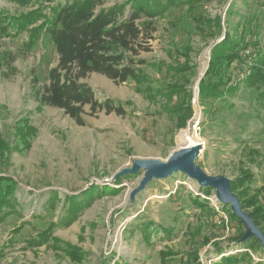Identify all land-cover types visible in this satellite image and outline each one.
I'll use <instances>...</instances> for the list:
<instances>
[{"label": "rangeland", "instance_id": "rangeland-1", "mask_svg": "<svg viewBox=\"0 0 264 264\" xmlns=\"http://www.w3.org/2000/svg\"><path fill=\"white\" fill-rule=\"evenodd\" d=\"M44 1L45 5L51 3ZM117 1L122 0H109V5ZM37 2L23 7L11 0H0V15L28 12L37 8ZM198 16L202 17L199 22L204 32L197 27ZM218 16L222 18L220 36L213 39L203 21ZM249 20L259 22L258 36L264 52V0H210L192 15L186 7L177 6L163 18L154 19L157 31L152 49L138 57L146 64L136 66L155 80L151 93L154 98L139 93L134 80L119 83L92 73L82 82L93 88L98 100L110 98L131 105L126 107L124 116L105 112L90 115L91 109L86 106L83 126L63 109L39 103L37 93L48 84L49 72L58 63L53 48L25 52V35L0 39V139L9 144L10 150L7 161L3 162L0 156V169L19 184L24 215L22 220L12 216L0 223V264H216L220 258L215 244L224 248L226 255L246 251L240 246L241 240L229 241L232 222L228 211L223 210H231V205L221 204L216 190L211 189L207 195L196 181L177 173L153 179L142 192L134 194L143 170L137 174L126 171L136 160L166 162L186 143L185 134L191 132L203 147L195 161L198 167L210 176L226 177L231 181V189L233 181L242 179L236 191L242 192L245 202L261 199L258 197L264 193V139L252 132H259L264 124H251L250 132L240 128L234 113L245 112L242 106L246 103L239 101L238 96L232 98L236 105L234 113L217 102L216 117L204 115L199 93L212 47L224 38L227 30L235 35L237 26ZM185 47L190 48V66L194 69L192 73L177 74L172 68L183 66L185 60L178 51ZM8 55L15 56V62L9 66ZM160 63L164 67L155 65ZM241 68L229 71L233 82L242 81V74L249 72V67ZM183 75L191 78L187 90L191 92L194 114L184 128H179L176 116L167 111L175 103L169 104L154 88L164 90L171 78ZM200 122H204V127ZM29 127L36 132L29 138L30 146L25 147L18 134L19 129L26 132ZM238 136H242L245 145L236 142ZM95 186L102 191L80 218L53 233L63 244L83 253L80 263L61 250L30 245L62 214L61 207L45 214L43 208L49 192L58 191L64 198ZM195 196L209 200L210 208L219 213L214 221L218 226L225 225V229H216L207 220L208 212L205 216L200 214L190 202ZM261 202L264 204V198ZM247 210L252 212L253 208ZM38 215L41 216L35 217ZM144 224L153 225L150 243L142 233ZM250 254L255 262L264 263V250Z\"/></svg>", "mask_w": 264, "mask_h": 264}, {"label": "trees", "instance_id": "trees-1", "mask_svg": "<svg viewBox=\"0 0 264 264\" xmlns=\"http://www.w3.org/2000/svg\"><path fill=\"white\" fill-rule=\"evenodd\" d=\"M11 1L25 7L35 0ZM209 1L168 0L167 3H162L160 0H122L109 5V0H51L49 5H45L44 0H38L37 8L28 12L0 15V39L25 35L26 40L22 46L25 52H32L39 47L53 48L58 56V63L49 72L48 84L42 86L37 93L39 103L63 109L78 125L83 126L86 106L91 109L90 115L105 112L124 116L126 107L131 105L130 102H118L110 98L104 101L98 100L93 88L82 82L83 79L92 73H98L119 83L134 80L139 93L154 98L151 93L155 80L136 68L138 64H146L145 60H138L140 54L152 49L151 42L155 40L154 33L157 31L154 19L163 18L169 10L177 6L186 7L188 13L192 15L201 9L202 4ZM226 15H230L229 12ZM201 18L198 16L195 21L198 22V29L204 32L199 22ZM203 23L209 27V35L213 39L220 36L218 30L222 25L221 16L213 20L206 19ZM258 25L259 22L254 23L249 20L237 26L235 35L229 30L226 31L224 38L212 47L211 61L199 85L200 103L204 115L212 114L216 117L217 102L224 103L222 108L234 113L233 109L236 105L232 98L237 96L239 101L246 103L242 106L245 112H235L234 120L239 121L240 128L248 132L251 124L258 122L264 124V52L260 46ZM205 34H208L207 31ZM189 52V47L178 51L185 62L180 68H172L177 74L192 73L194 67L190 66ZM248 60L252 61V64H247ZM14 62L15 56L8 55L6 65L9 66ZM155 65L162 68L165 64ZM243 65L249 67V72L241 78L242 81L238 79L233 82L234 78L229 71L240 70ZM190 81V77L183 75L180 78H171L164 90L154 88L156 91L159 90L158 93L163 95L169 104L175 103L171 108L168 106L167 111L176 116L179 128H184L194 114L191 92L187 90ZM203 123L200 122L201 127H204ZM28 129L26 132L19 129L18 134L25 147L30 146L29 138L36 132L35 128ZM252 133L254 136L257 134L259 139H264V125L259 132ZM241 137L238 136L236 142L245 145ZM9 151V144L0 139V156L3 162L8 160ZM250 153L253 151L251 150ZM240 181L242 179L232 182V192L239 197L243 210L250 215L264 234L262 229L264 204L261 202L264 193L259 195L258 198L261 197L259 201L254 199L245 202L242 192L236 191ZM19 190V184L13 178L4 175L3 170L0 169V223L12 216H16L18 220L24 219L18 196ZM101 191L102 188L95 186L81 194L66 195L64 198H61L58 191L49 192L43 208L45 214L58 207H61L62 214L57 220H52L46 230L38 234L30 245L35 248L47 246L61 250L74 262L80 263L83 253L76 247L63 244L60 239L53 237V233L58 227H70L76 222L82 211L100 195ZM113 191L116 193L119 190ZM201 191H205L207 195L212 192L211 189H201ZM190 202L199 209L202 216L208 212L207 220H210L216 229L226 228L225 225L218 226L214 221L219 213L210 208L208 199L203 200L200 196H195L190 198ZM251 207L252 212L247 210ZM227 211L228 218L232 222L230 227L228 226L229 230L232 229L229 231V241L238 243L245 235L246 228L242 220L230 209L223 210L225 213ZM39 216L41 215L35 217ZM22 225H25V222ZM141 229L147 242L150 243L153 225L144 224ZM165 232L169 231L165 230ZM240 246L246 251L226 255L225 249L215 244L220 258L216 264L243 262L264 264L255 262L250 254L264 250L256 237L246 240Z\"/></svg>", "mask_w": 264, "mask_h": 264}, {"label": "water", "instance_id": "water-1", "mask_svg": "<svg viewBox=\"0 0 264 264\" xmlns=\"http://www.w3.org/2000/svg\"><path fill=\"white\" fill-rule=\"evenodd\" d=\"M201 150L202 144L197 142L180 146L177 152L173 153L166 162L136 160L133 167L126 171V173L137 174L143 170V178L134 194L142 192L153 179L168 178L177 173L185 174L189 179L196 181L199 188L216 190V199L221 204L231 205V211L242 220L246 228L241 243L256 237L264 247V234L253 222L250 215L243 210L239 197L232 192L231 181L223 176H210L195 164Z\"/></svg>", "mask_w": 264, "mask_h": 264}, {"label": "bare ground", "instance_id": "bare-ground-1", "mask_svg": "<svg viewBox=\"0 0 264 264\" xmlns=\"http://www.w3.org/2000/svg\"><path fill=\"white\" fill-rule=\"evenodd\" d=\"M185 139H186V143L184 144V145H188V144H195V143H197V142H199V141H197L194 137H192L191 136V132L188 134V133H186L185 134ZM183 145V146H184ZM204 146V145H203ZM203 148V147H202Z\"/></svg>", "mask_w": 264, "mask_h": 264}, {"label": "built area", "instance_id": "built-area-1", "mask_svg": "<svg viewBox=\"0 0 264 264\" xmlns=\"http://www.w3.org/2000/svg\"><path fill=\"white\" fill-rule=\"evenodd\" d=\"M241 78H244V74H242V77Z\"/></svg>", "mask_w": 264, "mask_h": 264}]
</instances>
